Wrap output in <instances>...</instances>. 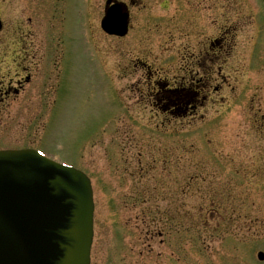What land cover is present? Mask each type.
<instances>
[{"label": "rangeland", "instance_id": "obj_1", "mask_svg": "<svg viewBox=\"0 0 264 264\" xmlns=\"http://www.w3.org/2000/svg\"><path fill=\"white\" fill-rule=\"evenodd\" d=\"M106 1L0 0V151L89 176L91 264H264V181L251 184L264 0H134L125 39L101 30ZM210 71L202 109L164 112V90Z\"/></svg>", "mask_w": 264, "mask_h": 264}, {"label": "water", "instance_id": "obj_2", "mask_svg": "<svg viewBox=\"0 0 264 264\" xmlns=\"http://www.w3.org/2000/svg\"><path fill=\"white\" fill-rule=\"evenodd\" d=\"M128 21L116 5L102 29L124 37ZM93 214L83 173L35 151L0 152V264H91Z\"/></svg>", "mask_w": 264, "mask_h": 264}, {"label": "flooded vegetation", "instance_id": "obj_3", "mask_svg": "<svg viewBox=\"0 0 264 264\" xmlns=\"http://www.w3.org/2000/svg\"><path fill=\"white\" fill-rule=\"evenodd\" d=\"M112 2V5L116 3H121V4H126L128 6V10L130 12V19H129V33L132 32L133 30V17H132V12L131 9L133 8L131 3L133 4L134 0H131L129 3L128 2H123L119 0H107V2ZM139 1V0H136ZM195 1V0H194ZM204 1V0H203ZM210 2L209 7L211 9L218 8V1L219 0H208ZM188 2V1H187ZM190 2V0H189ZM202 3V2H201ZM130 5V6H129ZM193 5L194 3H190V6ZM237 7V6H235ZM190 9V8H189ZM221 9V6H220ZM234 13L236 11L231 7ZM223 16L219 14L218 18L215 20V25L220 26L221 24H216V23H222ZM215 26V27H216ZM214 27V28H215ZM219 29V28H218ZM213 30V29H211ZM210 30V32H211ZM219 30H222V27H220ZM203 33V32H202ZM127 35V37H128ZM219 39V38H218ZM215 41V42H214ZM211 42L210 47L212 48H219L220 50L217 54L214 55V63L209 66H218L220 59L223 57V52L225 50V53L227 51V48L224 46V43L221 45V40H214ZM227 44V42H225ZM229 45V44H228ZM230 47V45H229ZM221 55V56H220ZM213 62V60H212ZM201 63V62H200ZM214 73L210 71V73L207 74V77L205 78H199L193 76V74L189 76L190 81L185 82V84L188 83L187 87L183 86L182 88H175V89H166L164 92H162V100L166 103L165 107H163L164 112H172V113H183V114H196L199 109H202V107L205 105L207 99L205 92L208 89V79L209 77H212ZM175 92L182 93L183 96V106L181 107H176L175 105V100H173V97H171L172 94ZM258 96L255 94L251 95V129H254L257 131V137L256 143H253L251 145V184L255 183L256 181H264V113L262 111L263 107V101L257 100ZM182 101H179L181 103ZM258 124H260L258 126ZM260 142V143H258Z\"/></svg>", "mask_w": 264, "mask_h": 264}]
</instances>
